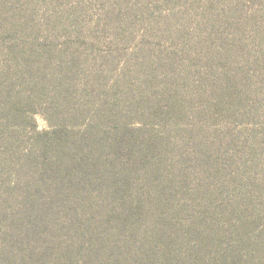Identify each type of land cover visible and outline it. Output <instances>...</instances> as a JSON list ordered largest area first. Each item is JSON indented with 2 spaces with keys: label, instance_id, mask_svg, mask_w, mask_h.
Here are the masks:
<instances>
[{
  "label": "rangeland",
  "instance_id": "rangeland-1",
  "mask_svg": "<svg viewBox=\"0 0 264 264\" xmlns=\"http://www.w3.org/2000/svg\"><path fill=\"white\" fill-rule=\"evenodd\" d=\"M0 264H264V0H0Z\"/></svg>",
  "mask_w": 264,
  "mask_h": 264
}]
</instances>
